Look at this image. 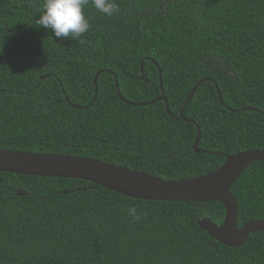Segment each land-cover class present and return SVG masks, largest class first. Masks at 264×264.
I'll return each mask as SVG.
<instances>
[{
  "label": "trees",
  "instance_id": "16d2710c",
  "mask_svg": "<svg viewBox=\"0 0 264 264\" xmlns=\"http://www.w3.org/2000/svg\"><path fill=\"white\" fill-rule=\"evenodd\" d=\"M113 2L111 16L84 7L90 29L77 42L39 28L44 0H0L1 150L95 158L168 181L264 151V0ZM230 192L237 227L264 219V163ZM224 216L219 202L0 172V264H264V233L230 248L198 225Z\"/></svg>",
  "mask_w": 264,
  "mask_h": 264
},
{
  "label": "water",
  "instance_id": "95a60500",
  "mask_svg": "<svg viewBox=\"0 0 264 264\" xmlns=\"http://www.w3.org/2000/svg\"><path fill=\"white\" fill-rule=\"evenodd\" d=\"M98 72L93 80L97 93ZM45 77H42V80ZM199 81L187 97L188 103L200 84ZM160 81V90H162ZM96 95L93 98V102ZM69 105L71 102L65 98ZM157 100L164 101V96ZM149 102L147 104H152ZM144 105L140 104L139 106ZM76 108V107H74ZM167 109V104H166ZM182 118V112L180 111ZM200 132L193 145L195 153H200L198 142ZM255 162L264 163V151L247 150L228 155L224 163L215 171L194 178L168 181L154 175L132 170L108 162L99 161L95 158L38 154L31 152L9 151L0 149V172L35 176L43 178L79 179L103 187L111 192L124 197L159 202H192L210 203L219 202L225 208V216L221 224H216L208 218L198 220L201 230L206 231L218 243L230 247H240L250 234L264 233V219L249 221L237 227L238 208L236 199L230 192L232 184L240 174ZM18 196H26L21 190Z\"/></svg>",
  "mask_w": 264,
  "mask_h": 264
},
{
  "label": "clouds",
  "instance_id": "9594fccd",
  "mask_svg": "<svg viewBox=\"0 0 264 264\" xmlns=\"http://www.w3.org/2000/svg\"><path fill=\"white\" fill-rule=\"evenodd\" d=\"M90 2L92 7L106 16L118 11V6L113 0H44L36 23L39 28L50 31L57 40L70 38L82 42L80 37L90 29L83 9ZM128 213L134 220L139 218L135 215V208L128 209Z\"/></svg>",
  "mask_w": 264,
  "mask_h": 264
}]
</instances>
